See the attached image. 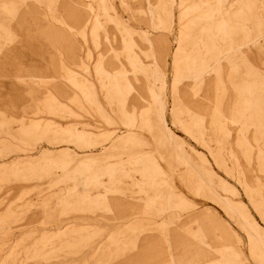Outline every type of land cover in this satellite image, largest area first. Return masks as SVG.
Masks as SVG:
<instances>
[{
  "label": "rangeland",
  "instance_id": "obj_1",
  "mask_svg": "<svg viewBox=\"0 0 264 264\" xmlns=\"http://www.w3.org/2000/svg\"><path fill=\"white\" fill-rule=\"evenodd\" d=\"M0 264H264V0H0Z\"/></svg>",
  "mask_w": 264,
  "mask_h": 264
}]
</instances>
